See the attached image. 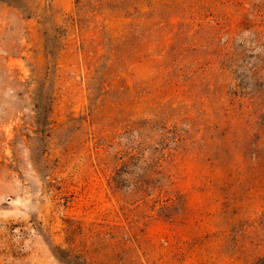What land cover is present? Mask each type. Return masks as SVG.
Wrapping results in <instances>:
<instances>
[{
    "label": "rangeland",
    "instance_id": "1",
    "mask_svg": "<svg viewBox=\"0 0 264 264\" xmlns=\"http://www.w3.org/2000/svg\"><path fill=\"white\" fill-rule=\"evenodd\" d=\"M0 264H264V0H0Z\"/></svg>",
    "mask_w": 264,
    "mask_h": 264
}]
</instances>
